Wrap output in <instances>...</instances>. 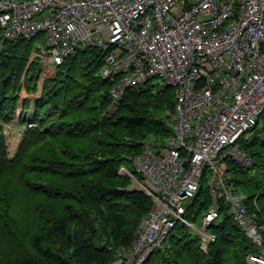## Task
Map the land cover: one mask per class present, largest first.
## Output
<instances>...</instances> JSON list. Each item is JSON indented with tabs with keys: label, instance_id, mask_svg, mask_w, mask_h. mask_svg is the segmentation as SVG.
<instances>
[{
	"label": "trees",
	"instance_id": "16d2710c",
	"mask_svg": "<svg viewBox=\"0 0 264 264\" xmlns=\"http://www.w3.org/2000/svg\"><path fill=\"white\" fill-rule=\"evenodd\" d=\"M44 42V33L0 35V264H110L152 205L119 168L132 170L149 137L169 136L174 89L129 87L111 110L113 82L99 75L107 50L77 48L46 74L37 55ZM10 124L21 129L11 155ZM247 134L240 147L253 165L228 160V170L264 221V119ZM204 179L185 202L183 218L193 224L211 203ZM208 232L215 239L203 251L178 220L143 264H250L257 252L223 203Z\"/></svg>",
	"mask_w": 264,
	"mask_h": 264
},
{
	"label": "built area",
	"instance_id": "2783aa9c",
	"mask_svg": "<svg viewBox=\"0 0 264 264\" xmlns=\"http://www.w3.org/2000/svg\"><path fill=\"white\" fill-rule=\"evenodd\" d=\"M38 33L44 64L85 46L107 50L99 75L113 82L111 110L129 87L150 82L155 91L160 79L174 89L169 136L159 148L149 137L132 170L119 168L152 205L110 264H143L178 220L206 251L221 203L257 247L248 262L264 264V221L246 206L227 162L254 163L240 142L264 119V0H0L3 39ZM205 171L211 203L194 226L183 218L185 202Z\"/></svg>",
	"mask_w": 264,
	"mask_h": 264
},
{
	"label": "rangeland",
	"instance_id": "374dc122",
	"mask_svg": "<svg viewBox=\"0 0 264 264\" xmlns=\"http://www.w3.org/2000/svg\"><path fill=\"white\" fill-rule=\"evenodd\" d=\"M44 67V72L47 74L48 72H50L52 69H53V64L51 63H48L46 65L43 66ZM43 72V73H44ZM161 85V82H160V79H157ZM29 112H31V107H29ZM30 116V113H28V117ZM5 131H6V134L8 135V147H9V154L11 155L15 148H16V145H17V142L21 136V129L18 127V125H8V126H5ZM250 133V132H249ZM249 133L247 135H249ZM153 144L159 148L161 147V143L159 140H154L153 141ZM204 176L206 179H204V182H207L208 181V176L206 174V171L204 173ZM199 224H194V226H198ZM192 231L194 233H196L195 230L192 229Z\"/></svg>",
	"mask_w": 264,
	"mask_h": 264
}]
</instances>
